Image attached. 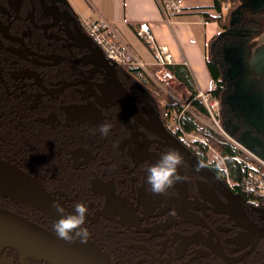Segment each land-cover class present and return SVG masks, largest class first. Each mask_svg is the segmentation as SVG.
Masks as SVG:
<instances>
[{
	"label": "flooded vegetation",
	"instance_id": "1",
	"mask_svg": "<svg viewBox=\"0 0 264 264\" xmlns=\"http://www.w3.org/2000/svg\"><path fill=\"white\" fill-rule=\"evenodd\" d=\"M55 6L0 0V209L55 233L46 213L18 199L27 177L65 214L86 205V244L112 264H264V220L255 208L238 202L218 168L181 147L166 126L177 142L154 127L153 117L161 119L152 92L138 86L134 95L132 77L117 66L114 83L136 111L113 101L103 73L77 63L83 54L71 45L61 46L63 25L44 9L70 14L68 35L71 17L79 24L68 7ZM104 123L112 125L107 136L99 131ZM169 150L182 155L184 179L155 195L146 169ZM190 156L208 166L197 171ZM0 264L26 263L3 249Z\"/></svg>",
	"mask_w": 264,
	"mask_h": 264
},
{
	"label": "trees",
	"instance_id": "2",
	"mask_svg": "<svg viewBox=\"0 0 264 264\" xmlns=\"http://www.w3.org/2000/svg\"><path fill=\"white\" fill-rule=\"evenodd\" d=\"M48 1H54L59 8L68 7L64 1ZM247 4L246 0H212L211 8L214 10V14L210 16L202 12L200 16L205 21L214 22L217 27L216 33L207 42L204 53L206 67L213 84L212 89L208 91V95L210 99L218 100L220 104V126L231 138L240 142L248 150L256 152V147L264 145V131H262V129L264 130V121L259 113L254 111L255 102L236 99L234 96L239 80L238 75L234 76L235 69L239 68L243 72L246 67H249L240 52L241 47L248 38L246 32L252 29L264 30V6L254 9L251 6H247ZM141 40L149 49L143 38ZM262 45L264 49V37L262 38ZM118 69L132 77L134 95L138 96V86L149 93L152 92V98L155 105H157L160 119L165 127L167 111L180 110V105L176 104L168 93L140 68L125 66L118 67ZM168 70L174 79L187 90L188 98L186 100L189 102L190 108L195 107L201 113L208 114L204 104L194 99L198 93V88L191 72L184 66L179 65H169ZM254 80L256 94L262 98L261 93L264 91V64L260 66ZM256 103L259 104L258 102ZM181 121L185 131L200 136L217 153L226 158L229 177L234 187L233 192L244 194L246 169L242 163L235 161L233 157H240L242 161H246L249 158H246L238 148L210 128L198 125L192 117L185 115ZM243 133L248 138H243ZM189 149L205 159L214 168H218L222 178L225 179L224 172L214 163L208 161L204 147H192ZM262 201L264 202L263 199L258 200L257 204L264 206ZM248 205L251 208H255L251 204Z\"/></svg>",
	"mask_w": 264,
	"mask_h": 264
},
{
	"label": "crops",
	"instance_id": "3",
	"mask_svg": "<svg viewBox=\"0 0 264 264\" xmlns=\"http://www.w3.org/2000/svg\"><path fill=\"white\" fill-rule=\"evenodd\" d=\"M78 20L103 19L116 31L131 51L152 70L157 67L153 55L136 34L137 25L148 23L157 44L167 48L172 64L187 68L197 84L198 92L208 93L213 87L206 67L204 48L216 33L214 22L202 19L200 13L213 15L212 0H180L183 10L167 19L159 9V0H63ZM202 28V41L197 38L194 27ZM81 29V26H78ZM83 31V30H82ZM147 70L150 71L148 67ZM144 72V71H143ZM146 73V72H145ZM163 87L172 100H186L187 90L176 80ZM199 102V101H197ZM196 109L195 107H193ZM194 112L201 115L199 110ZM264 149L258 147L257 150Z\"/></svg>",
	"mask_w": 264,
	"mask_h": 264
},
{
	"label": "water",
	"instance_id": "4",
	"mask_svg": "<svg viewBox=\"0 0 264 264\" xmlns=\"http://www.w3.org/2000/svg\"><path fill=\"white\" fill-rule=\"evenodd\" d=\"M247 6L259 9L264 6V0H249ZM56 10L58 11V9ZM44 11V16L51 17L54 24L61 23L63 25V37L58 38L62 42L61 46L64 47L69 44L75 50L81 52L83 55L77 59V63L91 65L90 70L102 72L103 76H105L104 78H106L104 88L109 95H116L113 101L123 103L124 106L128 107V110L129 107L135 110L133 101L126 90L119 84L116 83L115 85L114 83L116 80L114 65L106 59L100 48L94 45L91 39L78 27L79 25L77 26L73 17L71 18L74 27L68 26V31L71 33H69V36L65 30L67 22L64 19V15L69 16L70 14L59 11L55 13L52 8L44 9ZM110 98L112 97L109 96L108 99ZM143 112L146 113V111ZM137 113L139 114L138 111ZM151 122L154 127L163 131L169 138L177 142L174 137L167 133L157 116H154ZM150 129L153 132L156 130L153 127ZM177 143L179 144V142ZM180 146L184 147L182 145ZM255 151L254 153L264 160V149ZM187 160L197 170L196 166L199 161L191 156ZM27 179L25 177L23 181L24 190H21L18 199L46 213L52 222L55 223L59 219V214L51 207V201L47 197H44V192L38 189L36 184H33L32 181H28ZM255 211L261 212L257 209ZM246 228L251 227L248 225ZM255 232L258 231L256 230ZM3 249H12L18 252L21 256L22 263L26 264L28 259H34L48 264H112L108 256L99 250L95 244L81 243L79 240L74 242L64 241L59 239L55 233L41 228L29 219L0 209V251Z\"/></svg>",
	"mask_w": 264,
	"mask_h": 264
},
{
	"label": "built area",
	"instance_id": "5",
	"mask_svg": "<svg viewBox=\"0 0 264 264\" xmlns=\"http://www.w3.org/2000/svg\"><path fill=\"white\" fill-rule=\"evenodd\" d=\"M158 5L161 8L163 15L170 19L172 16L179 14L181 11L180 0H159ZM83 32L91 39V41L103 52L106 59L114 66L125 67L132 66L140 68L142 71L156 82L161 88L168 86L174 77L168 70V66L172 64L171 56L167 48L163 45L157 44L154 40L153 34L148 27V23L142 22L137 25L136 34L139 38L148 44L150 51L154 53V64L157 69L152 70L148 65L144 64L135 54L131 51L129 46L123 42L117 35L113 27L103 19L96 21L82 19L79 22ZM146 67L150 69L146 71ZM202 102H208L211 121L213 125L208 124V128L217 133L219 136L227 141H231L236 148H238L247 159L242 161L240 157H233L237 162L242 163L246 169V177L244 181V194L238 196L242 203L251 204L255 209L260 206L257 204L258 200L264 199V160L258 157L254 152L245 149L242 145L231 138L220 126L219 112L220 104L218 100L209 98L208 93L198 92L194 98ZM176 104L178 102L175 101ZM179 105V104H178ZM180 110H168L166 122L169 126V132L177 139V141L187 148L204 147L206 149L207 159L209 162L214 163L224 172L227 183L232 188V181L229 177V168L226 158L217 153L210 147L204 139L187 132L183 128L182 118L188 113L194 116L200 122L204 120L191 111V108L180 106ZM223 133L225 135H223ZM242 161V162H241Z\"/></svg>",
	"mask_w": 264,
	"mask_h": 264
},
{
	"label": "clouds",
	"instance_id": "6",
	"mask_svg": "<svg viewBox=\"0 0 264 264\" xmlns=\"http://www.w3.org/2000/svg\"><path fill=\"white\" fill-rule=\"evenodd\" d=\"M131 122V121H130ZM112 128L110 123L101 124L100 134L107 136ZM183 163L182 155L177 150H169L161 153L160 159L146 169L147 183L151 186V192L155 195L163 194L168 188L183 181L178 168ZM202 162L197 163V170L207 167ZM52 207L59 214V219L53 225L54 232L59 239L67 242L79 240L86 243L89 236L84 227L88 215V208L84 203H75L74 211L65 214L66 209L60 201L54 200Z\"/></svg>",
	"mask_w": 264,
	"mask_h": 264
},
{
	"label": "rangeland",
	"instance_id": "7",
	"mask_svg": "<svg viewBox=\"0 0 264 264\" xmlns=\"http://www.w3.org/2000/svg\"><path fill=\"white\" fill-rule=\"evenodd\" d=\"M246 1L248 3V0H246ZM194 30L196 32V35H197V38L199 39V41H202L203 40L202 39V28L200 26H196V27H194ZM246 34L248 35V38H247L246 42L243 44V46L241 47L240 52H241L243 60L248 63L249 67H246L245 68L246 70L243 72L239 68L235 69L234 76L238 75L239 80H238V83L236 86V92H235L234 96L236 99L247 100V101L252 102V103L255 102V104H254L255 110L254 111L258 112L260 117L264 121V91L261 93L262 98L258 94H256V91H255V85L256 84H255V80H254V77L258 73L260 66L262 64H264V49H263V45H262V38L264 37V30H262V29L247 30ZM143 63L146 64L145 62H143ZM198 101H199V103H201L200 100H198ZM177 102L180 106L187 107V108L190 107L189 102H187V100H182V99L178 98ZM256 102H258L259 104H257ZM195 110L196 109L191 108V111L193 113H196V112H194ZM196 114L199 115L204 120V123L198 121L197 118H195L194 116H191L188 113L186 115L189 117H192L194 119V121L200 126H205L208 128L209 123L211 125H213V123L211 121V116L210 115L208 116L207 113H201V115L198 113H196ZM262 131H264V130L262 129ZM223 135H225V134L223 133ZM242 136H243V138H248V136L245 135L244 133ZM227 142H229V141H227ZM229 143L233 144L231 141ZM261 146H259V147L260 148L264 147V145H261ZM242 147L247 149L243 145H242ZM256 148H258V147H256Z\"/></svg>",
	"mask_w": 264,
	"mask_h": 264
},
{
	"label": "bare ground",
	"instance_id": "8",
	"mask_svg": "<svg viewBox=\"0 0 264 264\" xmlns=\"http://www.w3.org/2000/svg\"><path fill=\"white\" fill-rule=\"evenodd\" d=\"M180 4H181V1H180ZM159 9L161 10V8L159 7ZM182 10H183V7H182V4H181V11L179 12V14L182 12ZM161 12H162V10H161ZM163 13V12H162ZM148 27H149V25H148ZM150 28V27H149ZM152 52V51H151ZM152 55H153V58H154V53L152 52ZM146 71L147 72H149V70H147L146 69ZM201 101V100H200ZM201 103H203L204 105H205V107H206V109H207V111H208V116L210 115L211 116V113H210V108H209V103L208 102H202L201 101ZM162 122V121H161ZM204 123V122H203ZM162 125H163V123H162ZM166 128H167V130L169 131V126H168V124H167V122H166ZM163 127H164V125H163ZM165 128V127H164ZM166 128H165V130H166ZM166 130V131H167ZM167 131V132H168ZM194 134V133H193ZM194 135H196V134H194ZM196 136H198V135H196ZM198 137H200V136H198ZM201 138V137H200ZM203 139V138H202ZM232 189H234V187H233V185H232ZM243 194H241V193H239V192H237V193H235L234 194V196H235V198L237 199V201L238 202H240L241 203V200L238 198V196L240 197V196H242ZM261 200V199H260ZM264 200V199H263ZM262 203H264L263 201H262ZM257 210H260L261 212H257V214H258V216L260 217V218H262L263 220H264V206L263 205H261L259 208H257Z\"/></svg>",
	"mask_w": 264,
	"mask_h": 264
}]
</instances>
